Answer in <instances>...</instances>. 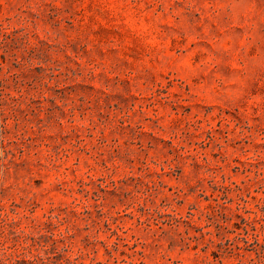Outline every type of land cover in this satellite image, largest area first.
<instances>
[{"label":"rangeland","instance_id":"1","mask_svg":"<svg viewBox=\"0 0 264 264\" xmlns=\"http://www.w3.org/2000/svg\"><path fill=\"white\" fill-rule=\"evenodd\" d=\"M0 264H264V0H0Z\"/></svg>","mask_w":264,"mask_h":264}]
</instances>
